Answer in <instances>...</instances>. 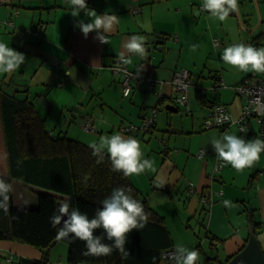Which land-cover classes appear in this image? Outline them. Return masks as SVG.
I'll return each mask as SVG.
<instances>
[{"label": "crops", "instance_id": "1", "mask_svg": "<svg viewBox=\"0 0 264 264\" xmlns=\"http://www.w3.org/2000/svg\"><path fill=\"white\" fill-rule=\"evenodd\" d=\"M86 3L97 14L106 12L119 17V24L106 34L107 44L96 40L95 32L84 37L76 22L79 19L91 22L92 18L84 12L72 17L66 0H2L0 42L23 53L25 60L14 72L0 73V92L28 99L54 136H65L88 147L98 142L99 137L118 132L139 140L144 158L153 162L154 170L129 179L161 218L174 249L182 244L198 250L199 264L225 263L245 246L251 216L264 252V154L243 171L224 163L216 174L215 164L221 160L211 144L213 138L225 132L246 140L259 138L258 126L249 120L251 133L240 132L236 124L210 130L202 126L214 104L225 105L233 119L239 118L245 101L236 93L235 86L252 78V74L264 77V73L240 71L221 59L224 49L232 43L264 47V0H238V12L230 13L223 22L201 11L203 0H86ZM133 9L138 11L133 13ZM4 21L7 23L3 24ZM137 34L146 37L147 55L142 58L130 53L131 62L124 66L163 84L151 91L142 78L133 82L130 95L123 97V76L115 73L112 66L115 58L125 51L123 43ZM192 45L198 46L195 51L191 50ZM73 68L74 77L70 78L66 71ZM180 68L189 72L192 82L188 116L178 114L181 106L174 102L168 83ZM217 79L223 80L225 88L210 90ZM199 88L205 89L202 97ZM38 100L45 106L38 104ZM152 107L159 111L150 131H120L130 125L138 127ZM89 118L94 128L90 132L82 128ZM200 150L204 155L198 158ZM7 174L0 119V177ZM159 197L166 199L159 202ZM204 199L209 205L202 203ZM223 201L233 206L225 207ZM177 213L196 218L197 229L187 226L188 233L181 232L182 229L174 233L169 222L174 221ZM209 236L215 238L214 244ZM153 244L150 243L152 248ZM44 250L0 239V264L23 261L69 264L65 242L56 240L46 256ZM150 252L144 253L147 257L143 260L134 259L132 263L168 264Z\"/></svg>", "mask_w": 264, "mask_h": 264}, {"label": "trees", "instance_id": "2", "mask_svg": "<svg viewBox=\"0 0 264 264\" xmlns=\"http://www.w3.org/2000/svg\"><path fill=\"white\" fill-rule=\"evenodd\" d=\"M0 119L8 174L2 177L13 185L9 194L8 211L0 209V239L48 249L56 241L57 229L50 218L57 213L59 202L69 199L72 207L91 219L101 207V201L119 186L133 190L150 213L142 229H134L127 236L125 249L129 255L113 251L108 256H85V243L73 239L63 241L68 247L69 264H133L143 260L144 253H153L160 260V252L173 248L171 238L161 218L142 199L130 182L129 176L112 170L108 154L102 162L93 149L65 136H54L44 126V119L28 99H17L0 92ZM257 234V224L248 216ZM95 235L103 236V229ZM210 243L215 238L209 236ZM105 243H111L106 238ZM153 244V248L150 243ZM206 259L205 261H208ZM149 261V260H148ZM22 264H39L23 261Z\"/></svg>", "mask_w": 264, "mask_h": 264}, {"label": "clouds", "instance_id": "3", "mask_svg": "<svg viewBox=\"0 0 264 264\" xmlns=\"http://www.w3.org/2000/svg\"><path fill=\"white\" fill-rule=\"evenodd\" d=\"M71 6V16L79 17L81 12L91 17V22L79 19L76 27L87 38L90 32H95V39L101 44H107L106 34H110L119 24L116 14L106 12L97 14L94 9H89L86 0H66ZM201 11H207L212 17L225 21L230 13L238 12V0H203ZM125 51L120 54L123 64L130 63L128 54H136L145 57L146 37L143 35H131L122 45ZM197 45H192L195 51ZM224 63L239 69L240 71H254L264 73V47H254L242 42L232 43L227 46L221 56ZM25 55L6 43L0 42V73H12L24 62ZM66 74L74 77V68L68 69ZM222 120L218 117L217 123ZM212 147L219 160L230 165L237 171H243L251 167L260 159L264 152V140L260 138L245 139L243 136L223 133L219 138H213ZM93 155L99 157L98 163L102 162L105 152L111 162L112 170L120 172L124 176L140 175L146 170H154L153 162L144 158L141 151L140 141L132 136L115 133L110 136L99 137L98 142L90 145ZM12 183L0 177V209L8 211L9 194L13 192ZM166 197H159L163 202ZM101 207L96 211L93 218L82 213L78 208L72 207L69 199L59 202L58 214L50 218L53 227L57 229V240L79 239L85 243L87 249L85 256H108L112 252L119 251L125 256L129 255L125 249L127 236L134 229H142L148 222L150 213L146 211L144 204L134 198L133 190L127 186H119L111 191V194L103 199ZM225 207L233 206L229 201H223ZM66 217V219H65ZM97 229H103L104 235H95ZM105 238L111 243H105ZM171 259L175 264H198L200 253L196 249L178 244L175 246Z\"/></svg>", "mask_w": 264, "mask_h": 264}, {"label": "built area", "instance_id": "4", "mask_svg": "<svg viewBox=\"0 0 264 264\" xmlns=\"http://www.w3.org/2000/svg\"><path fill=\"white\" fill-rule=\"evenodd\" d=\"M2 3V0H0ZM201 9V6H200ZM138 9H133V13H136ZM7 21H4L3 24H6ZM215 42V41H214ZM216 43V42H215ZM114 65L112 69L115 73L122 74V95L123 97H128L132 91L133 82H138L140 79H144L148 89L151 91L157 90L158 84H163L159 82L150 75H141L137 72H132L127 70L123 63H121L119 57L115 58ZM170 84L173 100L178 105L184 108L187 114L190 113V98L189 90L192 86L189 72L180 68L176 70L168 82ZM210 90H216L220 88H225V84L222 79L215 80L211 86ZM236 93L241 96L245 103L242 106L241 114L239 118L233 119L227 110L226 106L223 104H214L203 120V128L206 130L214 128H227L231 124H236L240 132L242 133H251L252 128L248 125L249 120H254L258 126L257 136L264 140V78H257L256 74H252V78L243 80L240 84L235 86ZM198 94L202 97L205 94V89L199 88ZM159 109L157 107H152L148 110L146 115L142 118L141 124L137 127L130 125L128 127L120 128L122 132H134L136 130L142 132L150 131L155 123L158 115ZM222 120L221 123H217V118ZM83 130L93 131L92 119L89 118L82 125ZM264 154V152H262ZM204 151L200 150L197 153L198 158L203 157ZM224 165V162H217L214 167V173H219ZM191 192L193 189L191 187ZM204 205H209L208 200H202ZM174 252V248L164 249L160 252V259L168 264H173L174 261L171 259V254ZM199 264V263H198Z\"/></svg>", "mask_w": 264, "mask_h": 264}, {"label": "water", "instance_id": "5", "mask_svg": "<svg viewBox=\"0 0 264 264\" xmlns=\"http://www.w3.org/2000/svg\"><path fill=\"white\" fill-rule=\"evenodd\" d=\"M41 100H38V104L45 106L44 102ZM167 109H172V107L167 106ZM55 242L56 241H53L50 246H53ZM43 254L46 256L47 249L43 251ZM210 264H264V252L258 243V239L254 233L253 227H249L248 240L245 246L238 253H236L225 263L213 262Z\"/></svg>", "mask_w": 264, "mask_h": 264}, {"label": "rangeland", "instance_id": "6", "mask_svg": "<svg viewBox=\"0 0 264 264\" xmlns=\"http://www.w3.org/2000/svg\"><path fill=\"white\" fill-rule=\"evenodd\" d=\"M191 97H193V95H191ZM178 114H183V115H187V116L189 115V114L185 113V111H184V109L182 107H179V113ZM173 219H174V221L169 222V225L172 228L174 233H176V231H179L181 229H182L181 232H184V233L187 232L188 233L190 227L187 228V226H191L194 229H197V227H198L196 218H193L189 214H187V216H185V214H184L183 217H182L180 215V213H177L176 216ZM178 235H179V233H178ZM58 244L66 246L65 244H63L61 242H59Z\"/></svg>", "mask_w": 264, "mask_h": 264}]
</instances>
